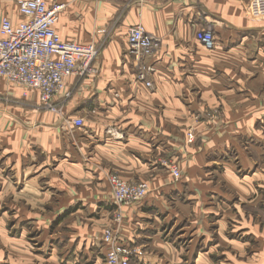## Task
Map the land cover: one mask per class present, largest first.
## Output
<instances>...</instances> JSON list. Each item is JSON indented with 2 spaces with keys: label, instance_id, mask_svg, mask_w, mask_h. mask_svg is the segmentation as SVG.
Instances as JSON below:
<instances>
[{
  "label": "crops",
  "instance_id": "obj_1",
  "mask_svg": "<svg viewBox=\"0 0 264 264\" xmlns=\"http://www.w3.org/2000/svg\"><path fill=\"white\" fill-rule=\"evenodd\" d=\"M15 1L0 0V20L24 19ZM45 1L66 3L54 26L62 40L104 45L94 76L65 80L71 95L60 116L37 108L34 90L23 96L0 78V206L6 207L0 264H63L67 255L64 264H77L78 254L103 256L100 238L112 210L107 171L150 184L141 202L123 208L120 237L142 248L130 264H190L183 254L196 243L180 248L164 238L166 230L203 242L215 234L214 243L195 247L192 264H239L237 257L249 253L262 257L250 264H264V245L228 238L220 207L226 203L206 194L227 201L264 196V18L246 15L248 0ZM204 16L215 22L213 49L195 38ZM137 23L159 41L150 58L152 88L135 80L126 52L127 27ZM206 100L221 110L218 129L193 124L189 111ZM77 117L80 127L71 124ZM188 126L201 137L197 149L183 144ZM174 160L184 179L175 181L167 171ZM211 166L212 185L204 177ZM226 238L230 244L223 247ZM97 258L93 264H106Z\"/></svg>",
  "mask_w": 264,
  "mask_h": 264
},
{
  "label": "built area",
  "instance_id": "obj_2",
  "mask_svg": "<svg viewBox=\"0 0 264 264\" xmlns=\"http://www.w3.org/2000/svg\"><path fill=\"white\" fill-rule=\"evenodd\" d=\"M17 12L24 19L14 24L10 17L0 20V78L16 84L23 90L38 95L37 108L56 115H63L65 100L71 95L66 90L65 80L72 77L81 80L94 76L96 63L104 45L99 43L79 44L64 41L54 26L66 3L47 4L45 0H16ZM247 13L252 18H264V0H248ZM203 25L195 32V38L206 49L215 46V22L201 17ZM141 23L127 27V54L133 62L134 78L152 88L150 75L153 66L150 58L159 43ZM83 119H72L75 127L82 126ZM112 137H120L119 131L109 128ZM174 177L180 175L177 166L169 165ZM107 182L114 204V213L109 225L104 227L101 242L105 247L106 264H130L133 256L142 255V249L121 238L119 229L123 222V208L141 202L149 192L146 181L126 182L116 173L107 175Z\"/></svg>",
  "mask_w": 264,
  "mask_h": 264
},
{
  "label": "rangeland",
  "instance_id": "obj_3",
  "mask_svg": "<svg viewBox=\"0 0 264 264\" xmlns=\"http://www.w3.org/2000/svg\"><path fill=\"white\" fill-rule=\"evenodd\" d=\"M247 4V3H246ZM245 10H246V15L249 18H252L251 16H249V14L247 13V9H246V5H245ZM255 19V18H254ZM262 18H258L257 20H261ZM16 87L18 85L14 84ZM19 87V86H18ZM153 87V86H152ZM19 89H22L19 87ZM215 101L214 102H209L208 100H206L204 102V104L200 105L199 111L198 110H191L189 111V114L193 117L194 121L193 124H199L201 122H204L206 127L209 129H218L220 126L219 121H217L220 117V108L218 106L215 105ZM196 128L195 126H188L187 129H185L184 132V136H183V144L185 146L188 147H195L196 149L199 147V143H201L200 138L198 137V134L195 132ZM191 158H189L188 160H190ZM187 160V162H188ZM175 165L178 167L179 171H180V175L178 177H174V174L170 171L169 169V165ZM212 168L209 169V172H206V174H204L205 178H209L212 179L210 181L211 185L215 182V169L214 166H211ZM168 172H170L171 176L173 177V179L175 181L184 179L185 175L183 174V166L178 164V160H174L173 162L168 163ZM207 171V169L205 170ZM240 175L244 174V171L241 169V171H238ZM237 172V173H238ZM109 173H113L112 171H107L106 174V179H107V175ZM239 175V176H240ZM119 176V175H118ZM120 177V176H119ZM121 178V177H120ZM122 179V178H121ZM208 180V181H209ZM125 181V180H124ZM128 182V181H126ZM148 183V181H146ZM132 183V182H129ZM149 185V189H150V184ZM109 186V185H108ZM222 191L223 192H227V189L224 185L221 186ZM186 191V190H185ZM109 193H110V189H109ZM188 193L190 194H196L197 193V189H190L188 191ZM184 195L182 196V198L184 200H187V197L190 195L183 193ZM207 194V200H212L213 202H220V203H226L223 204L224 206H222V204H220V207L223 211V213H226L227 215V220H222L221 224L225 227L226 229V236L228 238H236L238 240H240L239 242L245 244V241H248L247 245L250 247H255V246H260V245H264V238L261 237H257L255 236L253 238V236H251L249 232H254L255 234L257 233V231L261 232L264 235V205H262V202H264V196H262L261 194L259 195L258 199H248L247 201H241L236 197H233V199L231 201H227L226 199L222 198L221 196H213L209 198V195L211 194L210 191L206 192ZM216 195V194H215ZM219 200V201H217ZM251 200V201H249ZM191 201V198H190ZM231 202V203H230ZM171 206L173 207V202H170ZM112 204V210L110 211V217L113 216L114 213V204L111 202ZM191 204V203H190ZM6 209V207L4 205L0 206V213L4 212V210ZM197 216H195V220L197 219ZM111 221V219H110ZM198 221L196 222V224L198 225ZM192 226V225H191ZM190 226V228H191ZM106 227V226H104ZM103 227V229H104ZM210 229V227H207ZM211 228H215V225L212 224ZM102 229V231H103ZM165 234H169L168 236H166ZM211 234V233H210ZM164 238L167 240H171L174 242L175 245L179 246L180 248H190L193 243H196L195 246L191 247V252H189V254H183V259H185V261H190V264L193 263L194 261V256H196L195 252V247L198 246V248L203 247L204 245L207 244H212L216 241V237L215 234L210 235L208 239H205V241L203 242V238H198V236H194L191 234H183L181 235V233H169V230L164 231L163 233ZM224 235V234H223ZM257 235V234H256ZM102 236V233H101ZM101 240V238H100ZM228 239H222V244L223 247L228 246L230 243L227 241ZM3 250H4V246L2 244H0ZM33 250L35 248H37V246L35 244H33ZM140 249H142L140 247ZM193 251V252H192ZM62 256V255H61ZM97 256H99L100 260L105 263L104 260V255L101 256V254H99V252H94L93 256H87L85 254H78L76 256V263L77 264H93L94 262H96V260H98ZM244 256H249V259L246 260V257ZM261 256V255H259ZM259 256H253L251 253L249 254H244L241 257H237L239 264H250L249 261L254 260V262H259L262 257ZM5 257L4 253H3V258ZM44 257H47V255L45 254ZM102 257V259H101ZM188 257V258H186ZM252 257H259L258 260L256 261L255 259H252ZM97 258V259H96ZM71 259L70 255H67L65 257V259H61L63 264L66 263L67 260ZM41 262L33 259L31 264H47L45 261L41 260ZM241 261L245 262V263H241Z\"/></svg>",
  "mask_w": 264,
  "mask_h": 264
}]
</instances>
